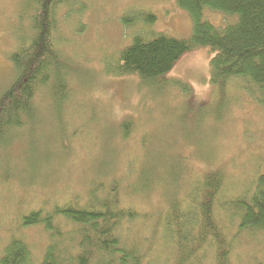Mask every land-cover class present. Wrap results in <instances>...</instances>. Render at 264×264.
I'll return each instance as SVG.
<instances>
[{
  "label": "rangeland",
  "instance_id": "1",
  "mask_svg": "<svg viewBox=\"0 0 264 264\" xmlns=\"http://www.w3.org/2000/svg\"><path fill=\"white\" fill-rule=\"evenodd\" d=\"M21 3L0 0V94L16 75L11 53L30 36L29 23L20 18ZM147 11L155 16L149 28L123 27V13L134 22ZM203 17L215 26L235 19L209 9ZM147 29L187 38L192 19L177 0H71L58 8L53 38L66 66L67 96L57 110L49 92L39 89L34 121L13 131L9 147L0 146V255L11 237H22L31 248L30 264H41L47 235L37 226L21 228L22 215L70 198L83 201L95 181L117 180L131 194L125 187L138 184V172L147 164L156 173L181 159L180 181L174 182L179 196L184 179L203 172L222 173L226 197L240 195L263 173L264 111L234 83L232 102L215 114L209 47L184 53L164 80L154 83L105 70V60L114 59L134 34L147 36ZM173 79L189 88L171 86ZM162 194L158 189L125 201L155 210L164 205ZM238 239L239 264H264L263 234L241 232Z\"/></svg>",
  "mask_w": 264,
  "mask_h": 264
},
{
  "label": "trees",
  "instance_id": "2",
  "mask_svg": "<svg viewBox=\"0 0 264 264\" xmlns=\"http://www.w3.org/2000/svg\"><path fill=\"white\" fill-rule=\"evenodd\" d=\"M70 2L22 0L20 18L29 23L30 36H23L10 55L16 75L0 94L1 147H9L13 131L36 118L33 100L39 89L49 92L57 110L66 99V66L53 34L58 8ZM177 5L192 19L187 38L149 29L147 36L136 33L114 59L104 61L105 70L154 83L163 79L184 53L209 47L214 52L209 67L210 83L215 87V114L232 102L229 86L234 83L264 111V0H177ZM205 9L235 19L215 26L204 19ZM120 20L125 28H149L155 16L147 11L131 22L126 12ZM170 85L179 89L188 86L178 79ZM173 161L156 173L148 164L140 169L138 184L125 187L131 194L125 193L117 180L107 185L95 181L83 201L70 198L22 215L21 228L37 226L47 235L41 264H239V234L264 235V171L237 196L224 195L225 178L220 171L185 178L187 185L179 196L180 186L174 182L180 181L176 171L182 160ZM172 187L175 192L169 194L167 189ZM158 189H162L164 205L155 210L139 209L125 201L129 195L135 198V194L148 195ZM30 261L27 242L11 237L2 249L0 264Z\"/></svg>",
  "mask_w": 264,
  "mask_h": 264
}]
</instances>
